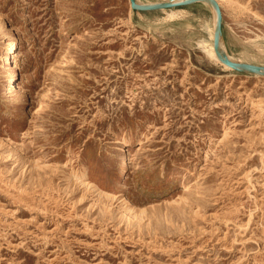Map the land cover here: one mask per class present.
Returning a JSON list of instances; mask_svg holds the SVG:
<instances>
[{"label":"rangeland","instance_id":"374dc122","mask_svg":"<svg viewBox=\"0 0 264 264\" xmlns=\"http://www.w3.org/2000/svg\"><path fill=\"white\" fill-rule=\"evenodd\" d=\"M218 2L264 65V0ZM0 12V264H264V75L213 5Z\"/></svg>","mask_w":264,"mask_h":264},{"label":"water","instance_id":"95a60500","mask_svg":"<svg viewBox=\"0 0 264 264\" xmlns=\"http://www.w3.org/2000/svg\"><path fill=\"white\" fill-rule=\"evenodd\" d=\"M131 7L137 10H155L162 8H171L177 6L188 5L198 1H207L214 6L216 10L217 20L214 28L213 45L218 59L229 67L240 70L249 71L258 74H264V65H258L248 62L236 61L230 58L227 51L222 47V32H223V16L222 9L218 0H164L159 2L144 3L139 0H129Z\"/></svg>","mask_w":264,"mask_h":264},{"label":"bare ground","instance_id":"6f19581e","mask_svg":"<svg viewBox=\"0 0 264 264\" xmlns=\"http://www.w3.org/2000/svg\"><path fill=\"white\" fill-rule=\"evenodd\" d=\"M213 11H214V23H215V25H216V20H217V15H216V10H215V8H214V6H213ZM0 20H3V15H2V13L0 12ZM15 42V41H14ZM11 53V52H10ZM11 58V57H10ZM2 59V58H1ZM14 64V63H13ZM4 66V65H3ZM227 68H230L228 65H227ZM260 75H264V74H260ZM11 77H15V72H12L11 73ZM10 87V86H9ZM23 88V87H22ZM256 99V98H255ZM234 112V111H233ZM223 114V113H222ZM255 114V113H254ZM237 118V117H236ZM250 121V120H249ZM1 129V128H0ZM230 129V128H229ZM232 129V128H231ZM228 130V129H227ZM226 130V131H227ZM116 134V133H115ZM229 134V133H228ZM228 134H227V136H228ZM249 134V133H248ZM223 136H225V134L223 135ZM220 138V137H219ZM147 139V138H146ZM222 139H224V138H222ZM222 139H221V141H222ZM148 140V139H147ZM133 142V141H132ZM129 143L128 142H126V146L128 145ZM139 144V143H138ZM217 145V144H216ZM126 150H129V148H127ZM219 158V157H218ZM126 164V162L124 161L123 162V165H125ZM43 169V168H42ZM54 169V168H53ZM259 170V169H258ZM54 171V170H53ZM260 173V172H259ZM253 176V175H252ZM81 177V176H80ZM66 178V177H65ZM84 183V182H83ZM86 184H88V185H90V182L89 181H86L85 182ZM255 185V184H254ZM90 189V188H89ZM87 190V189H86ZM90 191V190H89ZM232 192V191H231ZM99 193V195L100 194H102V193H105V192H102V191H100V192H98ZM101 196V195H100ZM108 200V199H107ZM128 200V199H127ZM23 201V200H22ZM24 202V201H23ZM130 202V201H129ZM27 203V202H26ZM131 203V202H130ZM180 203V202H179ZM2 208V207H1ZM128 209L129 210H134V207H128ZM107 212V211H106ZM108 213V212H107ZM261 214V213H260ZM252 215V214H251ZM254 216V215H253ZM251 217V216H250ZM254 219V218H253ZM257 219V218H256ZM249 221V220H248ZM57 226V225H56ZM237 238V237H236ZM236 240V239H235ZM237 241V240H236Z\"/></svg>","mask_w":264,"mask_h":264}]
</instances>
